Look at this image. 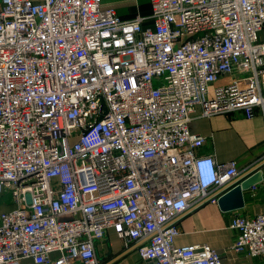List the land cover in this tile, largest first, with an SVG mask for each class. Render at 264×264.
<instances>
[{
	"label": "built area",
	"instance_id": "built-area-1",
	"mask_svg": "<svg viewBox=\"0 0 264 264\" xmlns=\"http://www.w3.org/2000/svg\"><path fill=\"white\" fill-rule=\"evenodd\" d=\"M150 4L153 27L102 0H0V264H100L109 230L146 264H223L177 246L180 222L259 172L264 195V156L203 186L189 128L198 106L264 117V0ZM230 227L264 264V212Z\"/></svg>",
	"mask_w": 264,
	"mask_h": 264
},
{
	"label": "crops",
	"instance_id": "crops-1",
	"mask_svg": "<svg viewBox=\"0 0 264 264\" xmlns=\"http://www.w3.org/2000/svg\"><path fill=\"white\" fill-rule=\"evenodd\" d=\"M103 9H116L122 20L144 17V27H153L150 0H102ZM213 93V88L211 87ZM201 107H196L190 123V132L206 138L201 154L211 156L218 164L236 161L240 169H245L264 156V117L257 115L247 119L241 114H222L202 117ZM264 172V168H263ZM244 207L235 211H224L218 203H209L191 212L180 222V235L176 245H209L222 256L223 264H261L247 256L231 251L237 230L231 222L236 217L255 216L264 212V195L261 189L249 190L243 195ZM9 210L10 207H3ZM3 210V211H4ZM97 254L100 264H146L140 257L138 245L125 249L115 231L109 230L107 240L98 244ZM58 253H53L55 259ZM22 264H36L32 259Z\"/></svg>",
	"mask_w": 264,
	"mask_h": 264
},
{
	"label": "water",
	"instance_id": "water-1",
	"mask_svg": "<svg viewBox=\"0 0 264 264\" xmlns=\"http://www.w3.org/2000/svg\"><path fill=\"white\" fill-rule=\"evenodd\" d=\"M261 179L262 173L259 172L251 178L241 182L219 200L220 207L224 211H235L239 209L242 210L245 205V199L243 195L245 192L251 190L253 186L259 184Z\"/></svg>",
	"mask_w": 264,
	"mask_h": 264
},
{
	"label": "clouds",
	"instance_id": "clouds-1",
	"mask_svg": "<svg viewBox=\"0 0 264 264\" xmlns=\"http://www.w3.org/2000/svg\"><path fill=\"white\" fill-rule=\"evenodd\" d=\"M197 173L201 184L207 186L218 175V163L213 158H208L197 166Z\"/></svg>",
	"mask_w": 264,
	"mask_h": 264
},
{
	"label": "rangeland",
	"instance_id": "rangeland-1",
	"mask_svg": "<svg viewBox=\"0 0 264 264\" xmlns=\"http://www.w3.org/2000/svg\"><path fill=\"white\" fill-rule=\"evenodd\" d=\"M3 207H5V206H4L3 204L0 203V212L4 210Z\"/></svg>",
	"mask_w": 264,
	"mask_h": 264
}]
</instances>
